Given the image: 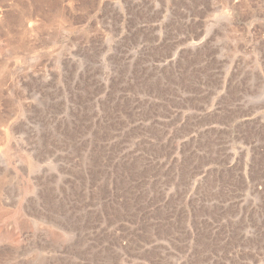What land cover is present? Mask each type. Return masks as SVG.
Instances as JSON below:
<instances>
[{"label": "rangeland", "instance_id": "1", "mask_svg": "<svg viewBox=\"0 0 264 264\" xmlns=\"http://www.w3.org/2000/svg\"><path fill=\"white\" fill-rule=\"evenodd\" d=\"M0 264H264V0H0Z\"/></svg>", "mask_w": 264, "mask_h": 264}]
</instances>
